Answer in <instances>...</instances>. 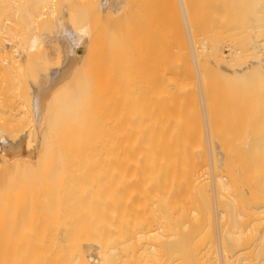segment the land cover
I'll use <instances>...</instances> for the list:
<instances>
[{"label":"bare ground","instance_id":"obj_1","mask_svg":"<svg viewBox=\"0 0 264 264\" xmlns=\"http://www.w3.org/2000/svg\"><path fill=\"white\" fill-rule=\"evenodd\" d=\"M116 1H117V6L119 5V3H121L120 5H122V2L123 3L125 2L121 0H0V57H1L0 58V79H1L0 83L2 82L0 86L3 88L2 89L3 93L1 92V89H0V94H2V97L4 98L1 100L3 103L6 100L9 101L10 97L13 94H15V96L17 95V97H20V95L17 94V92L20 89L19 86H21L20 82L23 83L24 79L29 81V82L27 81V83H30L29 88H32L29 93H26V96H29L28 98H26L24 94L23 95L25 97L21 96V98H25V100L20 103V106L21 108L23 107V109L25 110L21 111L20 117L22 118V115L23 117L25 116L23 119L26 118L27 121H25L26 123H24L23 127L21 126L22 129L20 131L13 130V132L11 131L12 133L9 132L11 134V137L10 135L9 136L7 135L10 138L8 140L6 137L7 141L4 142L5 144L3 143L4 144L3 147L4 149H6V153L0 152V264H112L115 261V258L117 256V253H116L117 250L122 253L123 252L128 253L129 251H134L136 253V257H134L133 259L125 258V262L123 261L121 264H264V131H261L259 133L257 132L254 138H252L251 141L249 140L250 143L248 144V146L251 150L250 152L252 153L250 154L248 153L247 155L243 154L244 157L242 156V158H241V154H238L237 156V153H241V152L243 153V151H239V149L241 148L240 145L238 148L239 152H237L236 154L230 157L229 156H223V157L217 156V155H214L216 153L212 151L210 152H212L213 154L211 153V154L206 155L203 150L205 149V152H206L205 146L209 145L207 142H206L207 144L203 142L204 138L202 136L204 135V132H205V135L207 136V138H205V141L207 140L210 141L212 138L211 136L214 134L212 132L214 130V127L213 128L211 127L212 125L211 122L215 118L212 119L213 117L210 118L209 116H212V114H214L217 111L214 108L216 105L211 106L213 104L210 105L207 102L209 100V98L207 97L208 96L207 93H209L210 90L208 89L209 91H206V88L205 90H203V86L207 88L210 87L209 85L213 86V84H209L210 80L209 82L207 80L209 79L207 78L209 75L206 72L209 73V70L208 71L206 70L204 73V75L206 74L207 77L206 78L205 76L203 77V72L201 71V69H203L202 67L204 65V61H202L203 62L202 66L200 65L202 63L201 59H205L202 57H205L208 55L202 56L201 49L199 51V48H198L202 45L197 46L196 44L200 36H198V39H196L197 36L196 38H194V36L197 35V33L201 35V33L199 32L202 31L204 27L203 25H205L202 23L204 22L202 21V19L199 20L200 18H202L201 16H197V18L199 17L198 19L199 22L202 21L201 23H199L197 21V18H195L196 16L193 15L194 12H197L196 9H199L201 3L203 4V0L202 2L201 0H198V1L190 0L189 1L190 3H187L188 2L187 0L185 1L177 0L176 2L175 0H173L175 3L178 2L180 6L179 7L180 11L178 10V8H175V7H178V5L175 4L172 0H170L172 1L171 3L173 5L174 4L177 5V6L174 5L175 6L174 13L176 14V17L178 18L176 19L175 15H173L174 13L171 14V11H170L171 15L169 16L171 17L173 15L175 18L174 19L176 21L175 31H177L176 36H178L179 38L178 40L179 46L177 47L176 46L177 44H175L171 46V48L176 50L174 51L175 54L179 53L180 57L181 56L186 57V60L183 59L185 62L180 64V61L182 58L178 59L179 58L178 56L177 62L179 63H176V64L177 66L178 64H180L179 68L183 67L182 64H185V67L186 65H188L186 68L190 70L189 73L186 69L185 70L187 72L182 71V73H184L183 75L180 72L181 76L185 75L183 77V80H184L183 87L185 89L183 90V87L181 86L182 91L179 92V94L181 93V96L183 95L186 96L185 93L188 94L189 98L187 97V99L189 101V108L187 104L188 101L187 100L184 101L186 98L184 99V97H181V99L183 98L182 101L184 102V104L179 103V101L177 100L179 103V106L181 105L183 108L186 106L185 104H187L189 116L187 115L188 113H185L186 116L184 118L189 117L190 120L187 123L185 122L186 121L185 119H180V121L184 120L186 125L190 124L187 126L188 127L190 126L193 130L189 128L190 130L187 129L188 130L187 132L189 133L195 132L197 139L202 137L200 139L202 141L200 142V144L202 143L200 145L201 148L199 149V146H198V150H201L202 148L203 149L201 150V152L198 151V153H204V154H198L197 151H195L196 149H194L193 153H195V155L193 154L192 156L191 154L192 151L189 152V154L191 155L189 154L188 156L187 154L184 155L185 150L187 149L186 147H185L186 149L180 148L181 150L184 151V153L183 151L179 152L181 151V150H178L179 149L178 146H180V144L183 143V145L181 146L184 147L185 145L184 142H186L187 139L188 141L190 139L191 140L193 139L191 137L189 139L188 138L189 135L185 134V136H187V139L182 140L184 137L182 133L181 134L178 133L181 135V136L180 135L178 136L180 137L183 136L181 139L177 136L175 137L178 140H180V143L177 141V143H179V144H176L177 147H175V143H174L176 141L173 142L174 145L170 141V143L173 145V148H171V150L174 148L176 150L178 148L177 149L178 151L176 150L177 152H179L178 155H176L177 153H175V150H172L174 154H172V152L171 154H168L167 150H166L167 152L163 153L162 151L164 149L160 151L161 149L157 147L159 146L158 144L163 141V140L160 141L161 139H164L165 143L169 141L166 138L169 137L170 130H171L170 135L175 136L177 134V133H174L173 135L172 131L174 130V127L179 123V118L183 117V114H184L183 111L185 110L187 111V109L185 108L183 109L180 106L181 110H183L182 111L183 114L180 113L179 115L178 112H177L178 114L176 113V115L180 116L179 118H177V116L175 117L178 119V121L177 119L174 118V115H173L174 119L171 117L172 110L171 111L169 110L174 107V112H176L177 110L176 107L178 104L176 105L172 103L174 100L178 99V97L176 98V96L179 94H176L175 96L176 99L173 100L171 98V100L173 101L168 102L169 107H167V105L165 104L166 102H164L162 106H158V104L156 103L157 105L155 106L153 105L152 106L153 108H152L151 105L154 104L153 102L155 100L152 101L149 98L150 102L149 100L146 101L147 98L145 99L144 98L145 96L143 95L145 92V94L149 96V92H151L152 90V85L149 87L151 88L149 92L148 90L143 91L142 89L143 86L145 87V85H147L146 83H148L146 82L145 85H142V83L145 82L143 79H147L148 77L149 83L151 84L154 82V80L158 81V83L161 84L159 85L161 89L164 88L163 86H166V89H168L167 93L162 90H160V93L161 91L164 92V94L166 93L168 97L166 99L168 101L170 100L169 98L170 96L172 97L173 95V98H174V93H175L174 92L175 90L172 91L169 89L178 88V90H180L181 88L180 87L175 88V86L173 88L171 87L172 83L169 84L167 82H166L167 85L169 84L168 86L171 85L170 88L167 85H165V83L163 85L162 83L165 82L163 79L164 76H162L161 79H160L161 76H158L159 78H157V80L155 79L156 77L155 76L154 78H151L152 80L151 81L149 76H147L148 72H146L147 70H145L146 69L145 67H142V68L145 70L147 74L146 77L142 74L144 70L142 68H139L141 70L140 74L143 75L145 78L144 77L141 78L142 76H138L139 74L134 75L136 73V72H133L134 71L133 69L135 68L134 65L136 63L135 60L131 61L132 63L134 62L131 65L132 71L130 68H127V70L129 69V71L132 72V76L134 75V77L130 75L129 71L128 72H129L130 77L128 78V76H124L127 74V72H125V69H121L120 71V67L117 66L118 64H120V62L118 61L119 63L117 64V61H115L117 60L116 58L118 54L116 58L114 56L116 55L115 53L121 52L122 54H119V57L122 56V58L120 57L122 60L123 55L126 56L123 53L127 50V48L126 50L121 48V45L123 46V48H125L126 45L123 44L124 42H121L123 39L119 38V36L117 35V31H116L117 29L115 28L113 29V26L110 27L111 25L109 26L111 28L109 31L111 32L112 30L114 31V33L116 31V33L114 34L115 35L114 36L110 32H108V34L109 35L111 34L112 36L111 37L109 36L111 40L106 38L108 37V35L105 37L107 40L106 44L107 45L109 44V46L111 47V45L113 44L111 42L114 39L115 41H117V43L113 41L114 49L111 47L113 50L111 52L114 54H112L113 56L111 55L110 57V58L114 57L113 59H115L114 61L116 63L112 61L113 59H111V61L114 62L113 64H115V66H113V64H110V66L112 65L114 68L119 70V72L116 70L117 75L123 74L122 79L128 78L132 82L133 80L132 78H134L135 80L133 82L135 83V85H137L136 84L138 82L137 80L142 82V83L138 82V84L140 83L142 85V86L140 85V89H142L143 94L142 92H140V90L137 92H139L138 94L141 93L144 99L140 98L138 94L137 95L134 94V95L136 97L138 96L140 99L138 98L135 99V96L133 98L135 99V102L136 101L139 102L140 108L138 109L139 106L136 105L137 109L140 110L143 104H144L143 108H145L146 102H149L151 104L149 106V109L151 110L148 109L149 111L154 112L153 110H156L159 107L158 108L159 111L157 110L158 113L156 111L154 112L155 114L158 115V116L156 115L158 119L155 118L156 120H154L153 117H155V115L151 112L149 113L152 114L153 116L152 115L149 116L147 113L143 115L144 116L143 118H145V120L148 119L149 117H150V120L153 118V120L157 123L156 126H158V122L159 121L161 122L159 117L161 118L164 116L163 114L160 115L164 111L162 110L163 109L162 107L166 105L164 109L167 115L165 114L164 119L162 118L163 120L166 119V121H164L165 123L162 121L163 124L162 122L161 124L163 127H165V130H166L168 126H165L164 124H166L167 118L171 117L169 120L173 119V121L171 122V124L169 122V126L171 125V128L170 127L169 129L167 128L168 129L167 132L168 131L169 132L166 133L167 134L166 137H165V133L163 135H158L159 134L158 132H160L161 130L156 129L157 130L156 135H158L159 137L161 136L164 137V138L163 137L160 138L159 140L160 142L159 143L156 142V145L154 142L157 141L158 136L156 137L154 133L157 139L155 138V141L153 140L154 141L153 144L154 146L160 149L158 152L159 153L162 152L161 154H156L155 152L157 151L153 152L155 154H153L152 152L149 153L150 151H152V149L149 152L147 151L149 154H142L140 152H133V151L131 152L132 149L129 151L128 150L126 151V149L129 148L126 145L127 147L125 149L126 152L121 151L122 152L121 154L113 156L114 158L112 162L102 163V162H98L95 160L98 157L92 154V152L90 153L89 151L90 148L82 150L83 148L80 149V147H78V141H79L78 137L81 135L77 137V134H79V131L77 133V129H76L78 128L77 127V114L80 111L79 109L80 106H83V101L81 103L82 105H80V102H81L80 100H82L81 93H83L82 90H84L83 86L85 88L86 86L85 84L87 83V80L86 81L83 80V78L85 79L86 77L82 76V69H84L82 67L83 66L82 61L85 58L83 57L84 52L82 48L85 49L86 47H83V46L87 45V43L85 44L86 41L84 43L82 42L83 41L82 36L84 34V31H85V34H86V31L88 32V28L86 26L89 23L88 21H87L88 23L86 22V19H87L86 15L88 14V17H89L90 13L88 12H91L90 10L92 9H94L95 11V8L96 10L98 8L100 9V7H98L100 5H104V6L107 5L110 8H106V10L110 9V11H111V7H114L115 5L114 9L118 13V10L120 9L121 6L117 7ZM126 1H127L126 4H129L131 6L132 3L129 2L128 0ZM138 1L136 0L135 2H138ZM144 1L145 0H143V2ZM163 1L165 3V0ZM211 1H214V4L219 3V6L221 5L220 7L222 8L221 9L219 7L221 11H219L218 13V10L220 9H218V6L215 7L218 9L216 10L217 15L219 14V16H221V18H218L220 19L218 20L220 21V24H218V26L221 24L222 25L224 24L223 26H225L228 23L226 28L223 27L222 29L221 28L222 26H220L221 28L220 32H222V30L225 32L224 29L226 30L232 29V32H233V33H230L231 32L230 30H229V33L228 31H226L227 34L223 32L222 38L223 36L224 37H226V35L228 36V34L229 35L234 34L235 29L237 31V29H242V25H246V26H243L246 28V31L245 30L244 31L246 32V34L248 32V35H247L249 37L248 42L251 41L250 45H252L251 56L253 55V58H255L252 66L249 67L250 69L249 71L251 72L250 75L254 74V76H256L258 74L259 76L260 74L261 77L259 78L261 80H264L262 78L264 77V0H211ZM157 2H160V1L157 0L156 3ZM193 2L198 3L197 7H196V4H194ZM144 3L145 5L151 4L152 1L151 3H146V1ZM156 3H153V4L156 5ZM161 3L158 5H162ZM109 4L111 6H109ZM133 4H136V3H133ZM188 4L189 5L193 4L194 6H190L192 7L190 8ZM211 4H212L211 10L212 12H215L214 6L216 5H213V2ZM122 6L124 7L125 5H122ZM130 6H129V9L125 7L124 8L127 10H130ZM147 6L148 8H150V10L148 9V11L147 10L146 11L151 13L152 11L151 8L154 5H152V7H150L149 5ZM186 6H188L190 10ZM116 7L119 9H116ZM193 7H195L196 9H194ZM206 7H205L206 10L210 8L209 6H208L209 8L207 7L208 9ZM153 8L154 9L152 13L155 12L156 7H153ZM158 8L160 7L158 6ZM99 9H98V13L99 12L101 13V10L103 9H101L100 11ZM163 9H164V6H163ZM205 9L204 11L207 12ZM115 10H113V12ZM127 10L125 11L127 12ZM177 10L179 11V13H181V15L177 14L178 13ZM188 10L190 13L188 12ZM191 10L192 12L193 11L194 12L192 13ZM211 10L207 14L205 13V15L209 16L212 13ZM103 11L102 13H104ZM110 11L108 10V12ZM131 11H132V8H131ZM237 11L240 12V16H241L239 19H238L239 14L237 13ZM111 12L109 14H112ZM130 12L128 11L127 13H123V14L129 17L130 15H128V13L131 14ZM198 12L201 13V10ZM191 13L192 15H189ZM92 14L94 13L91 12V15ZM236 14L238 17L236 16ZM125 15L123 17L121 15L119 16H121L125 20L126 19ZM147 15H149L151 19L152 16L149 13ZM147 15H144L146 19H148ZM195 15H197V13ZM213 15L214 13L212 14V16ZM101 16L103 17L104 15L102 14ZM116 16L114 15L115 20L117 19V21H119L121 17H119L118 14H116ZM153 16L157 18L158 15L157 16L153 15ZM166 16L168 17V14ZM173 16H172V21H174ZM214 17H216V15H214ZM155 18H153V20ZM133 19L135 18L133 17ZM141 19H144L143 16L142 18H140V20ZM150 19L147 22H149ZM221 19H224V20H221ZM160 20L164 21L165 19H160ZM170 20L171 19L169 18V20H166V22ZM191 20L195 21L194 24H197L196 23L197 21L198 26H201L202 29L198 31L200 28L198 26L195 27L196 25H194ZM215 20H217V18H215ZM235 20H238V21H235ZM145 21H143V24ZM152 21H150L151 26L153 25ZM156 21H159V20L156 19ZM150 22H149V27L147 26L148 28H150ZM174 22L173 24H175ZM235 22L238 23V25L242 24L241 26H239L240 28L235 27V26L238 27V25ZM113 23H114V26H116L117 28L118 26L119 27L121 26L120 24L122 23V21L118 23V26L117 24H115L116 21ZM128 23L126 24L128 25ZM159 24H162L161 21ZM170 24L172 25V23ZM145 25H146V22H145ZM145 25H143L144 27H142L141 29H145V28L148 29ZM156 25L157 23L155 24V27H157ZM229 25L231 27L228 29ZM193 27L198 28V29H194ZM158 28L156 29L157 32H158ZM195 30H197V32ZM204 30L206 29H203L202 35L205 34ZM118 31L120 34V30ZM170 31L172 30H169L168 32ZM154 32L153 34L155 35ZM160 32L161 30H159L158 35H160ZM172 32L174 33V30ZM172 32H170L171 35H173ZM193 32H196V33L194 34ZM144 33H141L140 35L142 36L144 35ZM146 34L148 33L146 32ZM166 34L161 33V35H163L164 38H166L165 37ZM210 34L211 33L206 34V36L208 37V35ZM241 34H243V32ZM135 35L140 37V35L137 33ZM244 35L245 33L243 34V36ZM116 36H117V39H116ZM176 36L174 37L176 38ZM232 36H231V40H232L231 43L233 44L234 42L238 44L239 38L237 34L236 35L234 34L233 39H232ZM211 37H212V34H211ZM220 37H221V34H220ZM140 38L143 39L145 38V36L140 37ZM140 38H139V41H141ZM147 38L149 39V41H151L149 37ZM159 38L162 41L161 37L157 36L158 42L160 41ZM185 38H187L186 39L187 41H185ZM201 38L202 37H200V40L202 41L203 38L202 39ZM204 38H205V35H204ZM154 39L156 40L155 36L152 39L153 42L155 41ZM242 39H245V37ZM132 40H137V38L136 39L134 38ZM132 40H130L129 42L134 43V41ZM168 40L169 39H167V41ZM207 41H209V39ZM135 42L137 43V41ZM164 42L165 41H162L161 43H163L165 46L166 43ZM171 42L169 40L168 43H171ZM241 42L242 41H240L238 45L239 47H241L244 44L243 42L241 44ZM118 43H121V44L118 45ZM136 43L133 45H136L137 47ZM146 43H147V39H146ZM150 43L151 42H148V46H150L149 45ZM231 43L230 44L227 43V45L225 46V49L219 48L222 46L218 47L219 50L220 49L224 50L223 53L220 52L222 55H219L220 53L216 52L218 51L217 47H216L215 53L211 45H209L208 47L212 49L213 52L212 51L211 52L213 54L219 55L223 57V59L225 58V60L227 59L228 63L230 62L231 64V61L233 60V58L237 57V55H238L237 58H239L241 54V51H240V54L237 53L239 52L238 50L237 52L236 51L234 52V48H236L235 45L237 44H234L233 46ZM200 44H202V42H200ZM114 45H117V47L118 46L120 47V49L119 47L116 49V50L119 49L118 52H114L116 48ZM133 45H131V47ZM138 45L141 48L140 47H137V48L134 47V48L138 49V51L139 50L141 51L142 46L140 45V42L138 43ZM109 46L108 48L110 49ZM144 46L146 48V44L143 45V47ZM164 46L163 45L160 46L163 48L162 50L163 52L165 51ZM249 47L250 46L248 45V47H245V48L249 49ZM134 48L132 49L134 50ZM245 48H242V49L244 50ZM158 49L159 50H157V52H160L161 48L158 47ZM144 50L141 51V53L146 52ZM148 50H150V48ZM151 50H153V48H151ZM150 52H147V53L150 54ZM157 52H154V54L155 53L158 54ZM171 52L173 51L171 50ZM203 52H204V49H203ZM134 53L138 55L140 52H134ZM174 53H172L173 54L172 56H174ZM204 53H206V51ZM212 53L209 52L206 54H212ZM156 54L154 57H156ZM200 54L202 57L200 56ZM132 55H130L129 57L131 58ZM145 55L143 53L144 58H145ZM148 55H147L148 59L150 58V60H155L152 58L153 55L149 57ZM139 56L140 55H138V57ZM120 58H118V60ZM127 58L128 56L125 59V63L123 62L124 64H126L127 61L130 60V59L127 60ZM134 58H137V56H135ZM147 58L143 61L145 62ZM159 58L158 60H160ZM187 58L188 59L191 58V61H189L190 59L188 60ZM237 58H234L235 59L234 61H237L238 60ZM250 58L251 57L249 56V59ZM223 59H221L219 62H221ZM199 60L201 63L199 62ZM122 61H124V59ZM122 61H121V64L123 65ZM143 61H140L139 63ZM172 61H174L175 63L176 58L172 57ZM212 61L214 63V60ZM131 62L129 61V65H127V67L130 66ZM149 62H147L145 66H147ZM187 62H191L192 64L191 63L187 64ZM224 62L227 63V61H224ZM156 63H157V60L154 61V64ZM232 63L233 64L231 65L227 64L230 67L228 69L234 70L235 65L237 64H235L234 62ZM165 64L166 63H163V66H162L163 69L167 66V65L165 66ZM189 64H191V66H189ZM137 65L138 64L136 63V69L138 67ZM141 65H143V63H141L140 66ZM158 66L157 67L156 65L154 66L156 67L155 68L156 72L152 70V73L154 72L153 74L157 73L155 75H158V72H159L157 70ZM171 66H175V68L178 69L176 65L171 64ZM113 67L112 69H114ZM154 67H152L151 69H153ZM160 67L159 69H161ZM188 67H191V68L189 69ZM40 68H43V69H41L42 71L41 73L39 71L40 73L39 74L38 70H40ZM139 69H137V71ZM180 69L184 70V68H180ZM192 69H194L193 77L196 80V85L193 84L195 83V80L192 77L193 75ZM164 70L161 69L160 72ZM240 70L238 72L236 70L237 72L236 74L237 75L240 74L241 75L240 78L244 80V77H246L248 73L246 72L247 74L246 75L244 74L245 76L243 77V72H241ZM164 72H162V74ZM166 72H167V69H166ZM185 72L188 74L186 75ZM190 72L192 75L190 74ZM115 73L116 72L112 74L116 75ZM215 73L218 74L217 71ZM84 74H86L85 71H84ZM118 77L119 76L115 78H118ZM219 77L221 78V76ZM219 77H216V78L218 79ZM139 78H141V80ZM202 78H205L204 79L205 83L203 82L204 80ZM122 79L118 78V80L114 79L113 81L116 80L120 82ZM162 79H163V82L160 81ZM222 79L223 78H221L220 80ZM123 80L121 81V83L123 82V85H124L127 80L125 79V82ZM129 80L127 82L131 86L133 85L135 88V91H133L132 93H135L136 87H138V85L135 86L133 82L131 84ZM206 80H207V84H209L208 86H206L207 85ZM253 80L254 82L255 80L258 81L257 76L256 78L254 77ZM83 81H85V84L83 83ZM222 81H225V80H222ZM215 82L216 81H214V84ZM202 83H204V85ZM217 83L218 82H216V84ZM256 83H259V82H256ZM191 84H193V86ZM230 84H234V83L232 82ZM157 85L156 87H154V84H153L152 92L155 93L156 91L157 93L155 94L152 93L153 96L151 97H153L154 99H157V98L164 99L166 95L161 93L163 96H160V93L158 94L159 91L154 89V88H159L157 87ZM222 85L225 86V84H222ZM234 85H235L234 87H236V84ZM115 86L117 90V85ZM120 86L122 85H119L118 89L120 88ZM255 86H258V84ZM126 87H129V86L127 85ZM227 87L229 86L226 85V88ZM196 88H197L198 93L196 92ZM123 89L125 91V88H122V90ZM249 89L251 88L249 87ZM227 90L229 91V88H227ZM232 90H233L232 92L234 93L233 86H232ZM247 90H248V87H247ZM171 91L173 94L171 93ZM204 91L207 92L206 93L207 96L205 95ZM125 92H129V90L128 91L126 90ZM168 92L170 96L168 95ZM232 92L231 94L233 95ZM235 93L237 94L236 91ZM196 94L199 97H196ZM124 95H126V93L124 94L123 92V96L122 97L120 96V97L124 98L125 97ZM154 95H157L156 98L154 97ZM232 95H230L231 99H232ZM159 96L162 98H160ZM198 98L200 101L197 100ZM141 99L145 100L144 103ZM167 100L164 99V101H167ZM120 101L123 103L122 100ZM244 101L249 103L246 100ZM135 102H133L134 106H135ZM198 102L200 103L198 104ZM211 102L212 101H209V103ZM7 103H8L7 105L8 107L9 102ZM122 103H120V106L118 107V109H121L120 107H122V110H123V107L127 108L126 102L124 104L126 106H122L123 105ZM149 103L147 104L149 105ZM158 103L161 104L160 102ZM174 103H177V102L175 101ZM78 105H79V108H78ZM209 105L216 110V111H211L214 113H211L210 111H208L211 109V108L209 109ZM17 106H18V103H17ZM134 106L132 107L134 108ZM136 106H135V110H136ZM156 106L158 107L154 108ZM3 107L5 108L6 105H4ZM7 107L5 108L6 110L3 108V111L4 110L5 111L1 113L0 115L1 118H2V114H5V112L8 113L7 109L9 108ZM213 108L212 110H214ZM243 109L245 110V108ZM263 109L264 108H262V110ZM129 110L132 111V108ZM129 110L127 109L125 111H129ZM148 110H146L145 112H148ZM167 110L169 112H167ZM218 110L220 111V109ZM247 110L251 111V108L249 109L248 107ZM255 111L256 109H254V112ZM12 112L15 113L16 111L14 112L13 110ZM123 113L120 114L122 118H124L125 114L127 115L126 112H123ZM139 113H140L139 114L140 117L135 115L139 118L137 119L138 121L141 119V113L143 114L144 112H139ZM78 116H80V113ZM128 116H127V119H128ZM145 116L146 117L149 116V117L146 118ZM5 117H7V115ZM249 118H251V116ZM127 119L124 118L125 123L126 122L128 123V121H126ZM145 120H144V123H145ZM148 120H146V122ZM157 120L159 121L157 122ZM154 121H151V123H153ZM250 121L251 120H249V123ZM21 122H24V121L22 120ZM173 122H176V123H173ZM119 123L123 124V120L121 122L119 121ZM127 123L124 124L123 126L120 124L116 125L117 127L114 124L112 125H114V128L116 127L117 129L119 128V126L120 128L122 127L120 131H125L124 129H126V131L124 132L125 137H126V134L133 133V131H131L132 122L129 121L130 125L129 123L128 124ZM135 123L136 122H134V126H136ZM140 123H142V121ZM149 123L150 121H148V124ZM173 124L174 125L176 124V125L174 126ZM125 125L130 126L131 129L127 126L130 129V130H127V128L124 127ZM142 125L141 126L138 125L137 127L140 126L141 128H146V125L145 127H143ZM178 125L180 126L181 124H178ZM202 125H203L204 130L201 127ZM151 126L153 125L151 124ZM179 126L178 127L176 126L175 130L176 128L182 131L186 130L184 126H180V127ZM137 127H136V130L138 129ZM181 127L184 128V130ZM152 130H155V129H152ZM129 131L131 132L129 133ZM117 132H119V130H117ZM147 132H148V129H147ZM150 132L152 131H149L148 135ZM163 132L161 131V133ZM216 132L217 131H215V134ZM193 133H192V136H195ZM197 133L200 135H197ZM134 134H133V138H131L132 140H128L129 143L130 141L133 142V140L140 141V139L136 140L138 137L136 139L134 138ZM137 134H138L137 136L140 135L139 133ZM130 135L132 136V134ZM152 135L153 134H151V136ZM3 136H5V134H3ZM118 136L121 139L122 134L121 136L120 134ZM0 139H1V136H0ZM127 139L128 138L126 139L123 138V140H126V141ZM177 139H174V140H177ZM82 140L83 139H81V141ZM123 140L120 141V143L122 142L123 144L124 142H126ZM144 140H146V142L144 141L145 144L149 143L146 137ZM219 141H221V139ZM132 142L129 144L130 148L132 147L131 145L134 144ZM189 142L191 143V141ZM86 143H87V140H86ZM142 143L143 142H141V144ZM190 143L189 145L190 147H192L194 143L192 144ZM219 143H215V144H219ZM122 144L120 146H122ZM136 144H138V142H136ZM143 145L142 147H144ZM161 145L163 144L160 143V147L162 148ZM85 146L86 148L88 147L87 145ZM167 146H165V149ZM211 146L212 145H210V147ZM145 147L143 151H145ZM123 148L120 147V150L121 149L123 150ZM151 148H153V145L151 146ZM134 149L138 151L137 148H134ZM211 149H207V150H211ZM144 153H146V151ZM181 153L183 155H180ZM220 154L223 155L222 152ZM237 158L239 160L241 159L240 161L242 162L240 163V161L237 160ZM241 164L243 165L241 166ZM239 166L241 167L240 169H239ZM107 174H117L118 177H114V178L121 179L120 183L122 184V187H123L120 192L121 195H115V198H118L120 201H123L124 203V205H122L123 216L121 217V221L119 225V233L117 235V237H119L120 239L116 241L115 243H112L109 246H107L108 229H109L110 224L114 223L113 219H111L109 216V202L110 200L114 198V196L109 194L108 182L110 180L108 179ZM141 184L143 185L140 188ZM133 190L135 191V193L133 192ZM142 195H144L145 198L149 196V203L145 202L144 203L145 206H143L139 210V207L141 205L139 202V199L142 197ZM16 209L18 212H21L22 215L15 216L14 213L16 212ZM150 224H151V227L148 228ZM145 240H149V242L146 243Z\"/></svg>","mask_w":264,"mask_h":264},{"label":"rangeland","instance_id":"obj_2","mask_svg":"<svg viewBox=\"0 0 264 264\" xmlns=\"http://www.w3.org/2000/svg\"><path fill=\"white\" fill-rule=\"evenodd\" d=\"M121 1H125L124 3L122 2V5H125L124 7L125 8H128L129 9V4H126V0H121ZM129 2H131L130 4H131V6H130V10H127V9H125L122 5H120L121 3H119V5L117 6V1H116V6L117 7H120V9L119 8H117L116 7V9H119L118 10V13H117V11L114 9V7H115V5H114V7H111V11H110V9H108L112 14H109L110 12H108V10H106V8H110V7H108L107 5V7L106 6H104V5H100V6H98V7H100V9H99V11L101 10V9H103V10H105L106 11V13H105V11H103V10H101V13H102V11L104 12V13H102L104 16L102 17L101 15V13L99 12L98 13V9L96 10V8H95V11H97V12H95L94 11V9H92V10H90L91 12H93L94 14H92L91 15V12H88V13H90L89 14V17H88V14L86 15V22L88 23V25L86 26L87 28H88V32L86 31V34H85V31H84V34H83V36H82V39H83V43L85 42V44L87 43V45H85V46H83V47H86L85 49L84 48H82L83 49V54H84V56L83 57H85L84 58V60L82 61V67L84 68V69H82V76L83 77H86L85 79L83 78V80H87V83L85 84V81H83V83L86 85L85 86V88H84V86H83V89L84 90H82L83 91V93H81V98H82V100H80L81 102H80V105H82L81 103H82V101H83V106H80V108H79V105H78V108L80 109V111L78 112V114H77V127L78 128H76L77 129V133H78V131H79V134H77V137L79 136V135H81V136H79L78 137V147H80V149H82V150H85V149H88V148H90L89 149V151H90V153L92 152V154H94V155H96V157H98V158H96L95 160L96 161H98V162H112V160H113V156H116V155H118V154H121L122 152L121 151H124V152H126L127 150L129 151V150H131V152L133 151V152H140V153H142V154H149V153H153L154 151H157V152H155L156 154H161L162 152L163 153H165V152H167L168 151V154H171V152H172V154H174L173 153V151L172 150H175V148L174 149H172L171 150V148H173V142L174 141H176V142H174L175 143V147H177V145L176 144H179L180 143V140H178L177 138H175L176 136L177 137H179L180 139L183 137V139L182 140H185V139H187V136H185V134L186 135H189L188 136V138L190 139V137L191 138H193L192 140H194V141H192L191 139L189 140V141H191V143L188 141V139H187V141L186 142H184L185 143V145H184V147L183 146H181V145H183V143L182 144H180V146H178V150H181L180 148H182V149H186V150H188V151H186L185 150V154L184 155H186L187 154V156H188V154H189V152L190 151H192V156H193V154L195 155V153H193V150L194 149H196L195 151H197V153H198V151L199 152H201V150L203 149H201V150H198V146H199V149L201 148L200 147V145L202 144H200V142H202L200 139L203 137L204 138V141L203 142H205V144H209V145H206L205 147H206V152H205V149H203L204 150V153L207 155V154H211L212 152H214V153H216V154H214V155H217V156H221V157H223V156H232V155H234V154H236L237 152H239V151H243V153L241 152V153H237V156H238V154H241V158H242V156H243V154H250V153H252V152H250L251 150H250V148H249V146H248V144L250 143L249 142V140L251 141V139L252 138H254V136L256 135V133L258 132H261V131H264V109L262 110V108H264V80H261L259 77H261L260 76V74H259V76H258V74L256 75L257 76V79H258V81L257 80H255V82H254V80H253V78L255 77L256 78V76H254V74L253 75H250L251 74V72L249 71L250 69H249V67L250 66H252V64H253V62H254V60H255V58H253V55L251 56V54H252V45H250L251 44V41L250 42H248L249 41V37L247 36L248 35V32H247V34H246V28L245 27H243V26H246V25H242V24H240V25H238V23H236L237 25H238V27L237 26H235L236 28H240L239 26H241L242 25V29H237V31H236V29H235V31H234V34L236 35L237 34V36H238V38H239V41H238V44L237 43H234L233 42V44L231 43L232 42V40H231V36L233 35L234 36V34H228V36L226 35V37H224L223 36V38H222V34H223V30H222V32H220L221 31V28L223 29V27H227V24L225 25V26H223L222 24L221 25H219L218 26V24H220V21H218V20H220V19H218V18H221V16H219V14L217 15V13H216V10H218V9H220L221 7V5L219 6V3L217 4H214V1H211V0H209V2H213V5H216V6H214V8L215 7H217L218 6V9L217 8H215L214 10H215V12H212V4L211 3H209L208 2V0H203V4L201 3V5H200V7H199V9H196L195 7H193L194 9H196L197 10V12H194V16H196L195 18H197V16H201L202 18H200L199 19V17L197 18V21L199 22V20H201L202 19V21H204V22H202V21H200L199 23H203V24H205V25H203L204 27H206V28H204L203 27V29H206V30H204L205 32V34H203L202 35V33H203V29L201 28V26H198V22L196 21V23L197 24H194V22L195 21H192V23L194 24V25H196L195 27H199L200 29L198 30V31H200L201 29H202V31L201 32H199V33H201V35L200 34H198L197 33V35H195L194 36V38H196V36H197V38L196 39H198V36H200V37H202L201 39H202V41L200 40V37H199V39H198V41H197V46H199V45H202V46H200V47H198L199 48V51H200V49H201V54H202V56H204V55H208V56H205V57H202L201 56V54H200V56L202 57V58H205V59H201V58H199V59H201V62L202 61H204V65H203V69H204V71H203V69H201V71L203 72V77L205 76V78L207 77V75L205 74L204 75V73H205V71L207 70H209V73L208 72H206L209 76L207 77V78H209V79H207L208 80V82H209V80H210V82H209V84H213V86L212 85H209V84H207V80H206V86H210L209 88H207V87H205V86H203V90H205V88H206V91H209V93H207L206 91H204L205 92V95H206V93L208 94V98H209V100L207 101L208 102V104H213V105H211V106H215L214 108L217 110H215L213 107H211L210 105H209V109L210 110H208V111H216L215 113L214 112H211V113H214V114H212V116H209L210 118H212V119H214V120H212V122H211V127L213 128L214 127V130L212 131L214 134H215V131H217L216 132V134H215V136H214V134L211 136L212 138H211V140L213 139L214 141H216V142H214L213 140L211 141H209V140H207V141H205V138H207V136L205 135V132L203 131L204 130V128H203V125L201 126L202 128H203V132H204V135L201 137V138H199V139H197V137H196V133L194 132H192L195 136H192V133L190 134L189 132H187L188 130H193L190 126L188 127L187 125H190V124H187L186 125V123L187 122H189V120H190V118L189 117H186V118H184L185 116H186V114L185 113H188L187 115L189 116V112H188V108H189V101H188V99H187V97H188V94H186L185 93V95L186 96H184L183 94V96H181V93L179 94V92L180 91H182V87H183V85H184V80H183V77L185 76H181V73H182V71L184 72V71H188V73H189V71L190 70H188L186 67L188 66V65H186V67H185V64H182L183 65V67H180V68H184V70L183 69H180L179 68V66H180V64L181 63H184L185 61L184 60H186V57H180V55H179V53H174V51H176L175 49H172L171 48V46H173V45H175V44H177L176 46L178 47L179 46V42H178V40H179V38H178V36H176L177 35V31H175L176 30V27H175V25H176V21L174 20L175 18L177 19L178 17H176V14L174 13V7L175 6H177L178 5V7H175V8H178V10H179V4H178V2L177 3H175L177 0H175V4H177V5H173L171 2L172 1H170V0H165V3H164V1L163 0H158V1H160V2H157L156 3V1L155 0H145L146 1V3H151V1H152V3L151 4H146L145 5V1L143 2V0L142 1H138V2H135L134 0H128ZM150 1V2H149ZM170 1V2H169ZM185 1V0H184ZM188 1V2H187ZM186 2L187 3H190L189 1L190 0H187ZM198 1V0H197ZM120 2V1H119ZM161 2H163V3H161ZM192 2V1H191ZM200 2V1H199ZM201 2H202V0H201ZM208 2V3H207ZM133 3H136V4H133ZM139 3V4H138ZM142 3V4H141ZM153 3H156V5L155 4H153ZM162 4V5H158V4ZM170 3V4H169ZM194 3V2H193ZM205 3V4H204ZM208 4V6L210 7H208L207 6V4ZM144 4V5H143ZM194 4H196V7H197V2L196 3H194ZM200 4V3H199ZM126 5H127V7H126ZM129 5V6H128ZM134 5H135V7H134ZM147 5H149L150 7H152V5H154L153 7H156V9H155V12L154 13H152L153 12V7L151 8L152 9V11H151V13L150 12H147L148 11V9L150 10V8H148V6ZM160 7V8H158V6ZM172 5V6H171ZM185 5H187V4H185ZM109 6H111L110 4H109ZM163 6H164V9H163ZM188 6L190 7V6H194L193 4L192 5H189L188 4ZM188 6H186L189 10H190V8H192V7H188ZM211 10V16H210V18H209V16H207V15H205V13L207 14L210 10L207 8V7ZM138 7V8H137ZM168 7V8H167ZM171 7V8H170ZM205 7L209 10H206L205 9ZM220 7V8H219ZM131 8H132V11H131ZM173 8V9H172ZM207 11V12H205L204 11V9ZM135 9H136V11H135ZM140 9V10H139ZM142 9V10H141ZM222 9V8H221ZM221 9L220 10H218V13H219V11H221ZM113 10H115L114 12H113ZM125 10H127V12L129 11H131L130 13L131 14H129L128 13V15H130L129 17L127 16V15H125V14H123V13H127ZM138 10V11H137ZM145 10V11H144ZM147 10V11H146ZM158 10V11H157ZM167 10V11H166ZM177 10V11H178ZM189 10H188V12H189ZM193 10V9H192ZM192 10H191V12H192ZM195 10V11H196ZM201 10V13H199L198 11H200ZM213 10V11H214ZM124 11V12H123ZM140 11V12H139ZM162 13H161V12ZM166 11V12H165ZM170 11H171V14H173V15H175V18H174V16H173V20L175 21H172V16L170 17L169 15H171L170 14ZM177 11H175V12H177ZM180 11V10H179ZM179 11H178V13L177 14H180L181 15V13H179ZM137 12V13H136ZM140 14H139V13ZM142 12V13H141ZM157 12V13H156ZM192 12V13H193ZM114 13V14H113ZM118 14V16L119 15H121L122 17L125 15V18L127 19V21H126V19L124 20V18H122L121 16H119V17H121V19H123V20H121L120 18V20L119 21H117V19L115 20V18H114V15L116 16V14ZM120 13V14H119ZM144 13H146V14H144ZM150 14L152 17H151V19L153 20V18H155L153 15H155V16H157V18H155L153 21L150 19V16L149 15H147V14ZM168 14V17L166 16L167 14ZM190 13V12H189ZM192 13L191 14H189V15H192ZM197 13V15H195ZM214 13V15H216V17H214V15L212 16V14ZM237 13L239 14L238 16H237V14H236V16L238 17V19L241 17L240 16V12L239 11H237ZM101 14V15H100ZM142 14V15H141ZM163 14V15H162ZM106 15H107V17H106ZM134 15V16H133ZM138 15V16H137ZM144 15H147V17H148V19H146L145 17H144ZM165 15V16H164ZM179 15V16H180ZM221 15H223V14H221ZM101 17V19H100V17ZM127 16V17H126ZM142 16H143V18L144 19H141L140 20V18H142ZM178 16V15H177ZM193 16V17H194ZM207 16V17H206ZM106 17V18H105ZM117 17V16H116ZM133 17L135 18V19H133ZM223 17V16H222ZM236 17V18H237ZM89 18V19H88ZM103 18H105V19H103ZM139 18V19H138ZM167 18V19H166ZM169 18L171 19L170 21H168V22H166V20H169ZM191 18H192V16H191ZM190 18V19H191ZM194 18V19H195ZM215 18H217V20H215ZM104 20V22H103V20ZM131 19V20H130ZM150 19V21H152V23H153V25L151 26V22H150V28H148L149 27V22H147L148 20ZM156 19H158L159 21H156ZM160 19H165L164 21L163 20H160ZM193 19V20H194ZM199 19V20H198ZM213 19H214V21H213ZM225 19V18H224ZM224 19H221V20H224ZM116 21V23L115 24H117V26H118V23H120V21H122V23L120 24L121 26L119 27V29H118V27L116 28V26H114V23L113 22H115ZM129 20V21H128ZM133 20V21H132ZM134 20H135V22H134ZM146 20V21H145ZM196 20V19H195ZM209 20V21H208ZM123 21H125V22H123ZM137 21H138V23H137ZM143 21H145L146 22V25H145V22H144V24H143ZM156 21V22H155ZM160 21H161V23L162 24H159L160 23ZM215 21H217V22H215ZM226 21V20H225ZM225 21H223V22H225ZM235 21H238V20H235ZM85 22V23H86ZM103 22V23H102ZM128 22H130V23H128ZM141 22H142V24H141ZM172 23V25L170 24V23ZM173 22L175 23V24H173ZM212 22V23H211ZM215 22V23H214ZM219 22V23H218ZM222 22V23H223ZM112 23V24H111ZM126 23H128V25L126 24ZM135 23V24H134ZM157 23V27H155V24ZM168 23H169V25H168ZM213 23H214V25H213ZM231 23V22H230ZM102 26H101V25ZM123 24V25H122ZM137 24V25H136ZM107 25V26H106ZM111 25V26H110ZM125 25V26H124ZM141 25V26H140ZM143 25H145L148 29H141L142 27H144ZM217 25V26H216ZM108 27V28H106V27ZM112 27L113 26V29L115 28V29H117L116 31H117V35L119 36V38H122L123 40L121 41V42H124L123 44H125L126 46H125V48H123V46L121 45V48L122 49H124V50H126V48H127V50L123 53V54H125L126 56H124L123 55V59H124V61H122L121 60V58H122V56H120L119 57V54H122L121 52L119 53L118 51H119V49H120V47H119V49L118 50H116L118 47H117V45H114L116 48H115V50H114V52H118V53H115L116 55L114 56L115 58H116V56H117V54H118V56H117V60H115V59H113V58H110L111 57V55L112 54H114V53H112L111 51H113L112 50V48L114 49V47H113V44H114V42L115 43H117V41H115V39L111 42V41H109V42H111V43H113L112 45H111V47L109 46V44L107 45L106 44V42H107V40H106V38L107 39H110L111 40V38H109V36L111 37L112 35H114L115 33H116V31H115V33H114V31H112L111 30V32L109 31L111 28L110 27ZM124 26V27H123ZM129 26V27H128ZM155 28H154V27ZM158 26H159V28H158ZM161 26V27H160ZM213 27V28H211V27ZM220 26H222L221 28H220ZM84 27V26H83ZM175 29H174V28ZM209 27H210V29L212 30H210L209 29ZM231 26L229 25L228 26V29L230 28ZM106 28V29H105ZM154 30H153V29ZM158 28V32H159V30H161V32H160V35H161V33H164V34H166L165 35V37L166 38H164V36L163 35H158L159 33L157 32V29ZM163 29V31H162V29ZM169 28H171V29H169ZM194 28V27H193ZM86 29V28H85ZM108 29V30H107ZM122 29V30H121ZM137 29V30H136ZM194 29H198V28H194ZM214 29H215V31H214ZM219 29V30H218ZM107 30V31H106ZM118 30H120V34H119V31ZM129 30H130V32H129ZM146 30V31H145ZM169 30H174V33L172 32V31H170V32H172V34L173 35H171V33L170 32H168ZM210 30V31H209ZM218 30V31H217ZM225 30V34H227V32L226 31H228V33H229V30L231 31L230 33H233L232 32V29H229V30H226V29H224ZM245 30V31H244ZM126 31V32H125ZM155 33V35L153 34V32ZM194 31V30H193ZM196 32H197V30H195ZM241 31V32H240ZM106 32V33H105ZM108 32H110L111 34L109 35L108 34ZM113 32V33H112ZM121 32H123V33H121ZM135 32V33H134ZM145 32V33H144ZM146 32L148 33V34H146ZM150 32V33H149ZM196 32H193L194 34L196 33ZM215 34H214V33ZM239 32V33H238ZM243 32V34L245 33V35L243 36V34H241ZM141 34V33H144V35H140V37H143V36H145V38H140L139 36H136L135 34ZM176 33V34H175ZM209 33H211L212 34V37H211V34L210 35H208V37L206 36V34H209ZM221 34V37H220V34ZM88 34V35H87ZM146 34V35H145ZM152 34V35H151ZM157 34V35H156ZM193 34V35H194ZM215 36H214V35ZM218 34V35H217ZM224 34V35H225ZM239 34V35H238ZM84 35H85V37H84ZM108 35V37H106ZM120 35H122V36H120ZM129 35V36H128ZM151 35V36H150ZM204 35H205V38H204ZM115 36V35H114ZM154 36L156 37V40L153 42V38H154ZM157 36H159V37H161V39H162V41H165L164 43H166L165 44V46H164V44L163 43H161L162 41L160 40V38H159V42H158V40H157ZM169 36V37H168ZM171 36H173V37H171ZM174 36H176V38L174 37ZM218 36V37H217ZM230 36V37H229ZM233 36H232V39H233ZM243 36V37H242ZM106 37V38H105ZM129 37H131L132 39H136L137 38V40H132L131 38H129ZM141 39V41H139V38ZM147 37H149L150 38V40L151 41H149V39L147 38ZM164 39H163V38ZM185 37V36H184ZM211 37V38H210ZM240 37H242V38H244L245 37V39H242V38H240ZM248 37V38H247ZM119 38H118V40H119ZM126 38V39H125ZM174 38V39H173ZM207 38V39H206ZM221 38V39H220ZM116 39H117V36H116ZM132 40V41H134V43H131V42H129L130 40ZM146 39H147V43H146ZM167 39H169L170 40V42L171 43H168L169 42V40L167 41ZM172 39V40H171ZM187 38H185V41H187L186 40ZM206 39V40H205ZM209 39V41H207ZM240 39H242V40H240ZM121 40V39H120ZM127 40H128V42H127ZM173 40H174V42H173ZM200 40V41H199ZM211 40H213V41H215V42H213V41H211ZM244 40H245V42H244ZM126 41V42H125ZM135 41H137V43L135 42ZM196 41V40H195ZM204 41V42H203ZM240 41H242L244 44L241 46V47H239L238 45H239V43H240ZM140 42V45L142 46V49H141V51H143L144 49V51H146V52H142L141 53V51L139 50L138 51V49H135L134 47H136V45H133V44H137V47H140L139 45H138V43ZM144 42H145V44H146V48H150V50H148V49H146L145 48V46L143 47V45H145L144 44ZM148 42H151L149 45L150 46H148ZM199 42V43H198ZM200 42H202V44H200ZM207 42H209V43H207ZM242 42H241V44H242ZM173 43V44H172ZM188 43V42H187ZM203 43H204V45H203ZM212 43V44H211ZM227 43L228 44H232L233 46H234V44H237V45H235L236 46V48H238V49H236V48H234V52L236 51L237 52V50L239 51V52H237V53H239L240 54V51H241V54H240V59L239 58H237L238 57V55H237V57H234V58H237L238 60V62L237 61H234L235 59L233 58V60L231 61V64H233L232 62H234L235 64H237V65H235V68H237V69H235L234 67V70L233 69H228V68H230L229 67V65H231L230 64V62L228 63V60L226 59L225 60V58L223 59V57H221V56H219V55H222L221 53H223V51L224 50H221V49H225V46L227 45ZM119 44H121V43H118V45ZM130 44V45H129ZM168 44V45H167ZM172 44V45H171ZM218 44V45H217ZM223 44V45H222ZM240 44V45H241ZM83 45V44H82ZM131 45H133L132 47H131ZM164 46V49H165V51L163 52L162 50H163V48L162 47H160V46ZM207 45V46H206ZM209 45H211V47H213V51H214V53H215V50H216V47H217V50L218 51H216V52H218V53H220L219 55H216V54H213L212 52V49H210L208 46ZM213 45V46H212ZM244 45H246V46H244ZM248 45L250 46L249 47V49H246L245 47H248ZM108 46L110 47V49L108 48ZM148 46V47H147ZM157 46V47H156ZM205 46V47H204ZM219 46H224L223 48L222 47H219ZM136 47V48H137ZM156 47V48H155ZM158 47L159 48H161V51L160 52H157V50H159L158 49ZM176 47V48H177ZM202 47V48H201ZM218 47L219 48H221L220 50L218 49ZM129 48V49H128ZM132 48H134V50L132 49ZM141 48V47H140ZM151 48H153V50H151ZM169 48H171V49H169ZM175 48V47H174ZM215 48V49H214ZM240 48H241V50H240ZM242 48H245L244 50L242 49ZM166 49H168V50H166ZM178 49V48H177ZM203 49H204V52L206 51V53H212V54H206V53H204L203 52ZM110 50V51H109ZM137 50V51H136ZM155 50V51H154ZM171 50L173 51V52H171ZM244 52H243V51ZM250 50V51H249ZM128 51V52H127ZM130 51V52H129ZM152 52V54H151V52ZM212 51V52H211ZM109 52V53H108ZM133 52V53H132ZM134 52H140L138 55H140L139 57H138V55H136V53H134ZM147 52H150V54L149 53H147ZM154 52H157L158 54H156V57H154L155 56V54H154ZM246 52V53H245ZM250 52V53H249ZM111 53V54H110ZM131 53V54H130ZM143 53H144V55H145V58H144V56H143ZM165 53H166V55H165ZM172 53H174V56H172L173 54ZM133 54V55H132ZM135 54V55H134ZM149 54V55H148ZM247 54V55H246ZM250 54V55H249ZM55 55V54H54ZM109 55V56H108ZM130 55H132V57L131 58H133V59H131L129 56ZM147 55H148V57L149 56H152V58L153 59H155V60H157V63L156 64H154V61L155 60H150V58L148 59L147 58ZM160 56V58H159V56ZM242 55V56H241ZM113 56V55H112ZM128 56V58H127V60H129L130 62L132 61V60H135V62L138 64L137 66V69H139V68H142V67H145L146 69L145 70H147L146 72H148V75L146 74V72H145V70H144V72H142V74L146 77V75L147 76H149V78H150V80H151V78H154L155 76V79L157 80V78H159L158 76H161L160 77V79L162 78V76H164L163 77V79H164V81L165 82H163V79L162 80H160V81H162L163 83V85H164V83H165V85H167V83H169V84H171L172 83V86L171 87H173L174 88V86H175V88L176 87H180L181 89L180 90H178V88H176V89H171L170 88V86H168L170 89L169 90H172V91H174L175 93H174V98H173V95H172V97L169 95V92H168V95L170 96L169 98H170V100L168 101L166 98H168L167 97V95H166V93H167V90L168 89H166V86H163L164 88H160V86L159 85H161V84H159L158 83V81H155L154 79V82L151 84V83H149V79H148V77H147V79H143L145 82H141V81H139V80H137L138 82H140V83H142V85H145V83L146 82H148V83H146L147 85H145V87L143 86V91L145 90V91H147L148 90V92H149V90L151 89V88H149L151 85H152V90H151V92H149V96L147 95V94H145V92H144V94H143V92H142V89H140V83L138 84V82L137 81H135V82H137L136 84L138 85V87H136V92L137 91H139L140 90V92H142V94L145 96L144 98L146 99V101H148L149 100V98H150V100H155L153 103L154 104H150L149 102H150V100H149V102H146V105H145V108H143L144 106V104L141 106L142 108L140 109V110H138L139 108H140V106H139V102H135V99L136 98H138V99H140V98H143V96L141 95V93L140 94H138L139 92H135V93H132L133 91H135V88H134V86L132 85H130L127 81L129 80L128 78L130 77V75L132 76V67H131V65L134 63H130V66L129 67H127V65H129V61H127V63L126 64H124L125 63V59H126V57ZM135 56H137V58H134ZM179 56V58L178 59H181V61L180 60H178V61H180V64H178V66H177V64L176 63H179V62H177V57ZM214 56V57H213ZM215 56H217V57H215ZM219 56V57H218ZM245 56V57H244ZM249 56L251 57L250 59H249ZM143 57V58H142ZM172 57H174V58H176V61H175V63H174V61H172ZM209 57V58H208ZM243 57V58H242ZM1 58V57H0ZM118 58H120L119 60H118ZM140 58V59H139ZM147 58V60L144 62L143 60H145ZM158 58L160 59V60H158ZM208 58V59H207ZM216 58H217V60H216ZM245 58V59H244ZM247 58V59H246ZM110 61H109V60ZM111 59H113L112 61H117V64L120 62V64H118L117 66H119L120 67V71H121V69H125V72H127V74L126 73H124V74H126V75H124V76H128V78H123L122 79V76H123V74L121 75V74H118L117 75V71L119 72V70H117L116 68H114L113 66H115V64H113L114 62H112L111 61ZM137 59H138V61H137ZM184 59V60H183ZM188 59V58H187ZM190 59V60H189ZM188 60L189 61H191V58H189ZM221 59H223L221 62H219ZM122 61V63H123V65L121 64V61ZM143 61V62H141V63H143V65H141L140 66V64L141 63H139L140 61ZM174 60V59H173ZM208 60V61H207ZM212 60H214V63H213V61ZM119 61V62H118ZM150 61V62H149ZM224 61H227V63H225ZM248 63H247V62ZM83 62H84V64H83ZM110 62V63H109ZM112 62V63H111ZM147 62H149L148 64H147V66H145L146 65V63ZM167 62H169V63H167ZM171 62V63H170ZM173 62V63H172ZM199 62H200V60H199ZM200 62V63H201ZM217 62H219V63H217ZM116 63V62H115ZM136 63H135V65H134V71L133 72H136L134 75H137V74H139L138 76H142L141 78H143L144 76L143 75H141L140 73V69L137 71V69H136ZM163 63H166L165 64V68L167 69V72H166V69L164 70L163 68H162V66H163ZM188 63H191V62H187V64ZM207 63V64H206ZM110 64H113V66L111 65L110 66ZM153 64H154V66L156 65V67L158 66V64H159V66H158V68H157V70L159 71H157L158 72V75H155V74H157V73H155V74H153L152 73V70L153 71H155L156 72V67H154L153 66ZM170 64V65H169ZM171 64H173V65H176L177 67H178V69H180V70H178L177 68H175V66H171ZM192 64V63H191ZM191 64H189V66H191ZM202 64H203V62L200 64L201 66H202ZM227 64H229V65H227ZM247 64V65H246ZM84 65H85V67H84ZM121 65V66H120ZM208 65V66H207ZM234 65H232V66H234ZM240 65V66H239ZM249 65V66H248ZM150 66H152V67H154L153 69H151L152 67H150ZM161 66V67H160ZM231 66V67H232ZM239 66V67H238ZM248 66V67H247ZM42 67V66H41ZM112 67L115 69H112ZM159 67L162 69V70H164V71H162V72H164L163 74H162V72H160L161 71V69H159ZM173 67V68H172ZM207 67H208V69H207ZM225 67V68H224ZM227 67V68H226ZM242 67V68H241ZM44 68V67H43ZM43 68H40V70H38V73H39V71H40V73L42 72L41 71V69H43ZM127 68H130L131 69V71H129V69L127 70ZM176 69V71H175V69ZM189 69L191 68V67H188ZM192 68H193V66H192ZM201 68V67H200ZM213 68V69H212ZM240 68H241V70H240ZM37 69V68H36ZM35 69V70H36ZM119 69V68H118ZM149 69V70H148ZM151 69V70H150ZM155 69V70H154ZM186 69V70H185ZM210 69H211V71H210ZM244 69V70H243ZM112 70H114V71H112ZM117 70V71H116ZM127 70V71H126ZM193 71H192V74H191V72H190V74L192 75V77L194 76V69H192ZM222 70H224V71H222ZM227 70V71H226ZM231 70H233V71H231ZM236 70H237V72L240 70L241 72H243V77L248 73L249 74V76H248V74L246 75V77H244V80L242 79V78H240L241 77V75L239 74V75H237L236 73ZM84 71H85V73L86 74H84ZM124 71V70H123ZM122 71V72H123ZM130 72V75H129V72ZM151 73H150V72ZM186 71V72H187ZM217 71V73L218 74H216L215 72ZM114 72H116L115 74L117 75V76H119L118 78H120V79H122L124 82H125V79L127 80L126 82H127V84H126V82H125V84L123 85V82L121 83V81L120 82H118V81H116V80H118V78H115V77H117L116 75H114V74H112V73H114ZM122 72H120V73H122ZM181 72V73H180ZM185 72V74L187 75L188 73H186ZM210 72H212V73H210ZM225 72H226V74H225ZM232 72H233V74H235V75H233L232 74ZM247 72V73H246ZM37 73V72H36ZM37 73V74H38ZM39 73V74H40ZM160 73V74H159ZM180 73V74H179ZM162 74V75H161ZM184 73H182V75H183ZM213 74V75H212ZM230 74V75H229ZM245 74V75H244ZM87 75V76H86ZM121 75V76H120ZM134 75L132 76V77H134ZM152 75V76H151ZM215 75H216V77H219V76H221V78H223L222 80H225V81H222V80H220L221 78L219 77L218 79L220 80H218L216 77H215ZM219 75V76H218ZM115 76V77H114ZM212 76H214V77H212ZM228 78H227V77ZM263 76V75H262ZM131 77V78H132ZM137 77V76H136ZM144 77V78H145ZM187 77H189V76H187ZM191 77V76H190ZM238 77V78H237ZM116 79L115 81H113L114 79ZM130 78V79H131ZM141 78H139L140 80H141ZM205 78H202L203 80L205 79ZM210 78H212V79H210ZM226 78H227V80H226ZM237 78V79H236ZM263 79H264V77H262ZM29 79V78H28ZM113 79V80H112ZM133 80H132V82L135 80L134 78H132ZM138 79V78H137ZM193 79H194V77H193ZM214 79V80H213ZM231 79H232V81H231ZM249 79V80H248ZM250 79H251V81H250ZM26 79H24L23 80V83L22 82H20L21 84V86H19L20 87V92H19V90H18V92H17V94H19L20 95V97H17V95L15 96V94H11L12 96V98H14V99H12L11 97H10V100H12V101H8V100H6L4 103L2 102V100L1 99H4L3 97H2V94H0V101H1V105H0V115H1V113H3L6 109V107H7V105H8V103L7 102H9V106L7 107V108H9V109H7L8 110V113L7 112H5V114H2V118L0 117V134H2L3 132V134H5V136H3V134L2 135H0L1 136V139H0V142L2 143H0V152L1 153H6V149H4V142H6L7 141V139L9 140V138L11 137V134L10 133H12L13 132V130L14 131H20L21 129H22V127H23V125H24V123H26L25 121H27L26 120V118L25 119H23L24 117H23V115H22V118L20 117L21 115V111H24L25 109H23V107L21 108V106H20V103L21 102H23L24 100H25V98H21V96H26V93H29L30 91H31V89L32 88H29V85H30V83H27V81L28 80H26ZM195 80V79H194ZM202 80V81H203ZM240 80H242V81H240ZM261 80V81H260ZM0 81H1V79H0ZM112 81V82H111ZM130 81V80H129ZM152 81V80H151ZM150 81V82H151ZM159 81V82H160ZM176 81V82H175ZM213 81V82H212ZM214 81H216V82H218V83H220V84H216V82H215V84H214ZM222 81V82H221ZM246 81V82H245ZM250 81V82H249ZM29 82V81H28ZM114 82V83H113ZM132 82L130 81V83L132 84ZM157 82V83H156ZM167 82V83H166ZM193 82V81H192ZM204 83H205V80L203 81ZM212 82V83H211ZM234 83V84H236V87H234L235 85L234 84H230V83ZM256 82H259V83H256ZM2 83V82H1ZM0 83V84H1ZM118 83V84H117ZM119 83H121V84H119ZM134 83V82H133ZM191 83V82H190ZM204 83H202L203 85H204ZM229 83V84H228ZM240 83V84H239ZM250 83V84H249ZM153 84H154V87H156V85H157V87H159V88H154V89H156V90H158L159 92H158V94L160 93V90H162V91H165L166 93L164 94V92H162L161 91V93H163L164 95H166V97L164 98L165 100H167V101H164V99L162 98V97H160V96H163L161 93H160V98H162V99H159V98H157V99H154L153 97H151V96H153V94H155V93H157L156 91H155V93H153L152 91H153ZM156 84V85H155ZM194 85H196V80H195V83H193ZM193 84H191L192 86H193ZM222 84H225V86L224 85H222ZM253 84V85H252ZM257 85L258 84V86H255V85ZM27 85V86H26ZM114 85V86H113ZM115 85H117V90H116V86ZM119 85H122V86H120V88L118 89V87H119ZM129 86V87H126V86ZM134 85H135V83H134ZM137 85H135V86H137ZM141 85V86H142ZM226 85L227 86H229V87H227V88H229V91L227 90V88H226ZM233 86V89H234V93L232 92L233 90H232V86ZM131 86V87H130ZM161 86V87H162ZM182 86V87H181ZM212 86V87H211ZM195 87H197V86H195ZM239 87V88H238ZM241 87H243V88H241ZM247 87H248V90H247ZM249 87L251 88V89H249ZM122 88H125V91L127 90H129V92H125L124 91V89L122 90ZM128 88H130V89H128ZM132 88H133V90H132ZM139 88V89H138ZM147 88V89H146ZM244 88H246V89H244ZM0 89H1V92H2V87L0 86ZM29 89V90H28ZM121 89V90H120ZM164 89V90H163ZM185 88L183 87V90H184ZM195 89V88H194ZM209 89V90H208ZM214 91H213V90ZM231 89V90H230ZM243 89V90H242ZM254 89V90H253ZM130 90H132V91H130ZM177 90H178V92H177ZM241 90V91H240ZM245 90V91H244ZM250 90V91H249ZM27 91V92H26ZM120 91V92H119ZM172 91H171V93H172ZM235 91L237 92V94L235 93ZM119 92V93H118ZM123 92H124V94L126 93V95H128V96H126V95H124L125 97L124 98H121L122 96H123ZM177 92V93H176ZM183 92H185V91H183ZM196 92H197V88H196ZM231 92L233 93V95L231 94ZM243 92V93H242ZM247 92H249V93H247ZM3 93V92H2ZM130 93H132V94H130L131 96H132V98H131V96L129 95ZM147 93V92H146ZM151 93V94H150ZM153 93V94H152ZM188 93V92H187ZM198 93V92H197ZM214 93V94H213ZM246 93V94H245ZM251 93V94H250ZM22 94V95H21ZM24 94V95H23ZM134 94H138L139 95V97L137 96H135ZM173 94V93H172ZM176 94H179V95H177L176 96ZM239 94V95H238ZM241 94V95H240ZM28 95V94H27ZM147 95V96H146ZM215 95V96H214ZM230 95H232V99H231V96ZM237 95V96H236ZM259 95V96H258ZM24 96V97H25ZM121 96V97H120ZM134 96H135V99H133L134 98ZM142 96V97H141ZM156 96L157 95H154V97L156 98ZM175 96H176V98L178 97V99H176L175 98ZM255 96V97H254ZM29 96H26V98H28ZM35 97H36V95H35ZM130 99H129V98ZM180 97V98H179ZM181 97H184V101H188V108H187V104H185L186 106L184 107L185 109H187V111L185 110V111H183V110H181V107L179 106V103H182V104H184V102L182 101V99H181ZM196 97H199L197 94H196ZM205 97V96H204ZM210 97H211V99H210ZM143 98V99H144ZM153 98V99H152ZM171 98L174 100V99H176V100H171ZM189 98V97H188ZM206 98V97H205ZM207 98V99H208ZM16 99V100H15ZM123 99H127L126 101L125 100H123ZM130 101H129V100ZM132 99H133V101H132ZM137 99V100H138ZM181 99V100H180ZM206 99V100H207ZM120 100H122L123 101V103L120 101ZM142 100V99H141ZM157 100H159V101H157ZM163 100V101H162ZM179 101V103H178V101ZM197 100H199V98L197 99ZM238 100V101H237ZM244 100H246V101H248L249 103H247V102H245ZM253 100V101H252ZM259 100V101H258ZM126 102V105H124L125 104V102ZM128 101V102H127ZM131 101H132V103H131ZM140 101V100H139ZM143 101V103H144V101L145 100H142ZM141 101V102H142ZM151 101V102H152ZM157 101V102H156ZM170 101H173V103L172 104H178L177 105V110H176V108H175V110H176V112H174V107L172 108V109H170L169 111H171L172 110V112H171V117L173 118V115H174V118L177 116V118H179L180 116V113H182V111H183V117H181V118H179V123L178 124H181L180 126H184V128H186V130H184V128H182L184 131H182V130H178V128H176V130H175V127L177 126H179L178 124L175 126L174 124V130L173 131H175V132H173L172 131V134L174 135V133H177L175 136H172V135H170V133H171V130H170V132H169V137L168 138H166V139H168V140H166V141H168V142H166L165 143V141H164V139H161L160 140V138H162L163 136H161V137H159L158 135H163L164 133H165V137L167 136V134L166 133H168L167 132V130L169 129V127L171 128V125L169 126V122H170V124H171V122L173 121V119L172 120H169L171 117H169V118H167V122H166V124H164L165 126H168L167 128H166V130H165V127H163L162 126V124H163V122L164 121H166V119L165 120H163L164 119V116H165V114H166V111H165V109H164V107L167 105V107H169L168 106V102H170ZM177 102V103H174V102ZM180 101H182V102H180ZM200 101V100H199ZM209 101H212L211 103H209ZM131 104H130V103ZM133 102H135V106L136 105H138L139 107H138V109H137V106H136V110H135V106H134V103ZM140 102V103H141ZM158 102H160L161 104H159ZM164 102H166L165 104V106L164 107H162L163 109L162 110H164L163 111V113H161L160 115H164L163 117H159V119L161 120V122H162V124H161V122L159 121V120H157V122H158V126H156L157 125V123L154 121V120H156V119H158L157 118V114H155L154 112L156 111L157 113H158V106H162V104H164ZM206 102V101H205ZM245 102V103H244ZM17 103H18V106H17ZM120 103H122L123 105L122 106H126L127 108H125V107H123V110H122V107H120L121 109H118V107L120 106ZM129 103V104H128ZM137 103V104H136ZM147 103H149V105L147 104ZM158 104V106H156V107H154V108H157L156 110H153L154 112H152V111H149V110H151V109H149V106L151 105V107L154 105H157ZM200 102H198V104H199ZM248 105H247V104ZM259 103H260V105H259ZM133 104V105H132ZM142 104V103H141ZM246 104V105H245ZM262 104H263V106H262ZM4 105H6V107L4 108L3 106ZM15 105H16V107H15ZM170 105H171V103H170ZM207 105V104H206ZM250 105V106H249ZM130 106H131V108H132V111L131 110H129V109H131L130 108ZM132 106H134V108L132 107ZM148 106V107H147ZM180 108H179V107ZM208 106V105H207ZM206 106V107H207ZM219 106V107H218ZM237 106V107H236ZM240 106V107H239ZM12 107V108H11ZM147 107V108H146ZM172 107V106H171ZM218 107V108H217ZM248 107H249V109L251 108V111L250 110H247L248 109ZM262 107V108H261ZM3 108L5 109L4 111H3ZM25 108V107H24ZM83 108V109H82ZM153 108V107H152ZM161 108V107H160ZM183 108V107H182ZM183 108V109H184ZM212 108L214 109V110H212ZM243 108H245V110L243 109ZM247 108V109H246ZM129 110V111H125V110ZM135 110V112H136V114H135V112H134V110ZM149 109V110H148ZM167 109V108H166ZM181 111H180V110ZM218 109H220V111L218 110ZM237 109V110H236ZM254 109H256V113L254 112ZM14 110V112L15 113H13L12 111ZM120 110H121V112H120ZM143 110V111H142ZM146 110H148V112H145ZM158 110V111H157ZM247 110V111H246ZM10 111V112H9ZM20 111V112H19ZM131 111V112H130ZM168 110H167V112H169ZM180 111V112H179ZM237 111V112H236ZM244 111V112H243ZM250 111V112H249ZM123 112H126L127 113V115L125 114V116L123 115L124 113ZM138 112V113H137ZM139 112H144L143 114L141 113V121H142V123H140L137 119H139L138 117H140L139 116ZM149 112H151V113H153L154 115H155V117H153L154 118V120H153V118L150 120V117L149 116H151L152 114H150ZM165 112V113H164ZM175 114H174V113ZM179 113V115H176V113ZM242 112V113H241ZM249 112V113H248ZM259 112H260V114H259ZM79 113H80V116H78L79 115ZM121 113H123L122 115L124 116V118L125 119H127V116H128V114H129V116H128V119L126 120V121H128V123H129V121L130 122H132V124H131V126H132V129L130 128V126H128V125H125L124 127H126L127 128V130H130L131 129V131H133V133H130L131 131H129V133L130 134H132V136L130 135V134H126V137H125V131H126V129H124L125 131H120V129L122 128H120V126H119V128L117 129L116 127V125H124V124H126L124 121V118H122V116L120 115ZM133 113V114H132ZM148 114L149 116H147V117H149L148 119H146V120H148V121H150V125L148 124V121L146 122V120H145V118H143L144 116V114ZM160 113V112H159ZM177 113V114H178ZM248 115H247V114ZM8 114H9V116H8ZM15 114H17V115H15ZM170 114V113H169ZM182 114H181V116H182ZM219 114V115H218ZM236 114V115H235ZM239 114H241V115H239ZM263 114V115H262ZM4 115V116H3ZM7 115V117H5ZM133 115V116H132ZM135 115H137V116H135ZM157 115V116H156ZM167 115V114H166ZM210 115V114H209ZM261 117H260V116ZM12 116H14V117H12ZM18 116V117H17ZM121 116V117H120ZM153 116V115H152ZM170 116V115H169ZM208 116V115H207ZM219 116V117H218ZM236 116V117H235ZM244 116V117H243ZM248 116V117H247ZM251 116V118H249ZM255 116V117H254ZM259 116V117H258ZM4 117V118H3ZM20 117V118H19ZM79 117V118H78ZM120 117V118H119ZM132 117V118H131ZM136 119H134V118ZM146 117V116H145ZM146 117V118H147ZM166 117H168V116H166ZM165 117V118H166ZM143 118V119H142ZM156 118V119H155ZM163 118V119H162ZM177 118H175V119H177ZM189 118V119H188ZM210 118H209V120H210ZM239 118V119H238ZM242 118H244V119H242ZM259 118H261V119H259ZM5 119V120H4ZM132 119H134V120H132ZM180 119H185L186 121V123L184 122V120H182V121H180ZM208 119V118H207ZM219 119V120H218ZM236 119V120H235ZM246 119V120H245ZM251 120L250 121V123H249V120ZM4 120V121H3ZM7 120V121H6ZM24 121V122H21V121ZM123 120V124H121V123H119V121L121 122ZM144 120H145V123H144ZM239 120V121H238ZM241 120V121H240ZM151 121H154L153 123H151ZM177 121H178V119H177ZM219 121V122H218ZM6 124H5V123ZM134 122H136L135 124H136V126H134ZM138 122H139V124H138ZM185 123V125H184V123ZM244 122V123H243ZM8 123H9V125H8ZM20 123V124H19ZM21 123H22V125H21ZM127 123V124H128ZM144 123V124H143ZM148 125H147V124ZM155 123V124H154ZM165 123V122H164ZM173 123H176V122H173ZM210 123V122H209ZM262 123V124H261ZM112 124H114L116 127L114 128V125H112ZM143 124V125H142ZM151 124L153 125V126H151ZM160 124H161V126H160ZM244 124H246V125H244ZM3 125V126H2ZM6 125V126H5ZM20 125V126H19ZM129 125H130V123H129ZM138 125H142L143 127H145V125H146V128L148 129V132L149 131H152V132H150L151 134H153L154 135V133H155V135L157 134L156 133V131L157 130H161L163 133H161V131L160 132H158L159 134L158 135H156V137L158 136V139L155 137V135L153 136H151V134L149 133V135H148V132H147V129L146 128H141L140 126V129H139V127H137ZM156 127H155V126ZM22 126V127H21ZM130 128H128V127ZM160 126V127H159ZM179 126V127H180ZM242 126V127H241ZM136 127L138 128L137 130H136ZM158 127V128H157ZM173 127V126H172ZM188 127V128H187ZM215 127H217V128H215ZM238 127V128H237ZM4 128V129H3ZM79 128H80V130H79ZM164 129V130H162V129ZM180 128V129H181ZM190 128V129H189ZM212 128H211V130H212ZM142 129V130H141ZM152 129H155V130H152ZM157 129V130H156ZM173 129V128H172ZM188 129V130H187ZM2 130V131H1ZM4 130V131H3ZM117 130H119V132H117ZM135 130H136V132L137 133H139L140 135L139 136H137L138 134L135 132ZM142 132H141V131ZM144 130V131H143ZM12 131V132H11ZM138 131H140V132H138ZM180 131V132H179ZM252 131V132H251ZM9 134H8V133ZM122 132V133H121ZM134 132H135V134H134ZM240 132V133H239ZM116 135H115V134ZM117 133H119L120 134V136H121V134H122V136H121V139H120V137L118 136L119 134H117ZM161 133V134H160ZM178 133H182V137H180L181 135L180 134H178ZM187 133H189V134H187ZM133 134H134V138L136 139L137 137V139L136 140H138V139H140V141L138 140V141H135V140H133V142L132 141H130V143L132 142V143H134V144H132L131 146V148H130V146H129V141L128 140H132L131 138H133ZM203 134V133H202ZM219 134V135H218ZM10 135V137H8V136ZM142 135H144L145 137H146V139H147V141L149 142V143H144V141L146 142V140H144L145 139V137L144 136H142ZM178 135H180V136H178ZM191 135V136H190ZM197 135H200V134H198L197 133ZM216 135H217V137H218V139H217V137H216ZM83 136V137H82ZM136 136V137H135ZM142 136V137H141ZM205 136V137H204ZM6 137H7V139H6ZM86 137V138H85ZM148 137V138H147ZM4 138V139H3ZM119 138V139H118ZM123 138H128L127 139V141L126 140H123ZM150 138V139H149ZM154 138V139H153ZM155 138L157 139V141H155ZM164 138V137H163ZM195 138H196V140H195ZM216 138V139H215ZM246 138V139H245ZM81 139H83L82 141H81ZM149 139V140H148ZM171 139V140H170ZM174 139H177V140H174ZM221 139V141H219ZM2 140V141H1ZM86 140H87V143H86ZM126 141V142H124L123 144H122V142L120 143V141ZM155 142H154V141ZM162 141V142H160V141ZM198 140H200V141H198ZM203 140V139H202ZM248 142H247V141ZM80 141H81V143H80ZM85 143H84V142ZM152 141V142H151ZM170 141H171V143L173 144H171L170 143ZM177 141L179 142V143H177ZM242 141V142H241ZM136 142H138V144H136ZM141 142H143L144 143V145H143V143L141 144ZM151 142V143H150ZM153 142L155 143V145H156V142H160L161 144H163V145H161L162 146V148L160 147V143L158 144L159 146H157V147H159V148H157L156 146H154V144H153ZM183 142V141H182ZM195 142H196V144H195ZM207 142V143H206ZM209 142H211V143H209ZM220 142V143H219ZM4 143V144H3ZM168 143V144H167ZM187 143V144H186ZM189 143L190 144H192V143H194L193 144V146L192 147H190V145H189ZM215 143H219V144H215ZM242 143V144H241ZM246 143V144H245ZM79 144H80V146H79ZM83 144V145H82ZM122 144V146H120ZM141 144V145H140ZM169 146H167V145ZM2 145V146H1ZM85 145H87L88 147L86 148V146ZM126 145L129 147V148H127L126 147ZM137 145V146H136ZM142 145L145 147L146 145L148 146H146L145 147V151H146V153H144L145 151H143V149H144V147H142ZM153 145V148H151V146ZM171 145H172V147H171ZM188 145V146H187ZM210 145H212L211 147H210ZM216 145H217V147H216ZM218 145H219V147H218ZM239 145H240V147L242 148V150H241V148L239 149V151H238V148H239ZM248 146V148H247V146ZM84 146V147H83ZM138 146H139V148H138ZM142 148H141V147ZM165 146H167L166 147V149H165ZM204 146V145H203ZM222 146V147H221ZM243 146V147H242ZM245 146H246V148H245ZM3 147V148H2ZM120 147L121 148H123V150L121 149L120 150ZM155 147V148H154ZM186 147V148H185ZM189 147V148H188ZM196 147V148H195ZM207 147H209V148H207ZM222 149H221V148ZM127 148V149H126ZM134 148H137L138 149V151L136 150V149H134ZM146 148H148V149H146ZM150 148V149H149ZM170 150H169V149ZM193 148V149H192ZM213 150H212V149ZM79 149V148H78ZM125 149H126V151H125ZM140 149V150H139ZM152 149V151H150ZM155 149V150H154ZM164 149V150H163ZM176 149V150H177ZM207 149H211V150H207ZM246 149V150H245ZM249 149V150H248ZM2 150V151H1ZM5 150V151H4ZM162 151V152H158V151ZM167 150V151H166ZM175 150V153H177L176 155H178V153L179 152H182L183 150H181V151H179V152H177ZM149 153H148V152ZM194 151V152H195ZM210 151H212V152H209ZM245 151V152H244ZM248 151V152H247ZM123 152V153H124ZM170 152V153H169ZM222 152V154L223 155H221L220 153ZM155 153H153V154H155ZM183 153H184V151H183ZM196 153V154H197ZM204 153H198V154H204ZM219 153V154H218ZM167 154V153H166ZM191 154H189V155H191ZM213 154V153H212ZM180 155H183L182 153L180 154ZM236 156V155H235ZM103 157V158H102ZM104 157H106V158H104ZM220 157V158H221ZM244 157V156H243ZM244 159V158H243ZM237 160H239L238 158H237ZM241 160V159H240ZM239 160V161H240ZM235 161V160H234ZM238 162V161H237ZM242 161H240V163H241ZM239 163V162H238ZM233 164V163H232ZM243 164H241V166H242ZM241 167L239 166V169H240ZM107 176H108V179L110 180L109 182H108V186H109V194L110 195H112V196H114V198L112 199V200H110V202H109V216H110V218L111 219H113V221H114V223H112V224H110V226H109V229H108V240H107V246H109V245H111L112 243H115L116 241H118L120 238L119 237H117V235H118V233H119V225H120V221H121V217L123 216V212H122V210H123V207H122V205H124V203H123V201H120L118 198H115V195H121L120 194V192H121V190H122V184L120 183V181H121V179H118V178H114V177H118V175L117 174H107ZM143 184H141L140 185V188H141V186H142ZM133 192L135 193V191L133 190ZM139 202H140V204L142 205H140V207H139V210L143 207V206H145L144 205V203L145 202H147V203H149V196H147L146 198L144 197V195H142V197L139 199ZM15 214V216L17 215V216H19V215H22L21 214V212H18L17 211V209H16V212L14 213ZM151 227V224L148 226V228H150ZM145 242L147 243V242H149V240H145ZM116 253H117V256H116V258H115V261L112 263V264H121L123 261L125 262V258H130V259H133L134 257H136V253L134 252V251H129L128 253H122V252H119L118 250L116 251ZM134 261H135V259H134Z\"/></svg>","mask_w":264,"mask_h":264}]
</instances>
